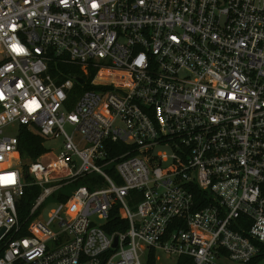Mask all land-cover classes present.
<instances>
[{
    "label": "built area",
    "instance_id": "obj_1",
    "mask_svg": "<svg viewBox=\"0 0 264 264\" xmlns=\"http://www.w3.org/2000/svg\"><path fill=\"white\" fill-rule=\"evenodd\" d=\"M0 94V264H264V0H0Z\"/></svg>",
    "mask_w": 264,
    "mask_h": 264
},
{
    "label": "trees",
    "instance_id": "obj_2",
    "mask_svg": "<svg viewBox=\"0 0 264 264\" xmlns=\"http://www.w3.org/2000/svg\"><path fill=\"white\" fill-rule=\"evenodd\" d=\"M65 70V74L72 72V65H67ZM70 98L72 99V92ZM17 137L18 150L22 156L33 159L38 157L46 150L43 139L37 134L28 131L23 126H19ZM82 181L86 182V180H81L80 182L82 183ZM38 192L39 189L37 187H32L30 190H26L25 194L20 198L17 204V210L19 218L21 220H23L27 216L29 209L34 201L35 195ZM124 228L125 222L119 219L115 212L109 216L108 221L104 225V229L107 232H112L117 229L123 230Z\"/></svg>",
    "mask_w": 264,
    "mask_h": 264
},
{
    "label": "rangeland",
    "instance_id": "obj_3",
    "mask_svg": "<svg viewBox=\"0 0 264 264\" xmlns=\"http://www.w3.org/2000/svg\"><path fill=\"white\" fill-rule=\"evenodd\" d=\"M16 125L14 124L13 126H7L3 129V133L6 134V135H10L13 133L14 129H16ZM65 130L67 132L70 131V128L66 125L65 126ZM59 145V140H45L44 141V146L48 149H51V154H56V150H57V146ZM48 157H46L47 159ZM9 159H12V160H16L18 159V154H15V153H12L10 156H9ZM110 178L112 179L113 182L115 183H118V179L117 177L115 176V174H112L110 175ZM74 187V185H72V188ZM163 262L165 264H174V262L172 260H163ZM229 264H237V263H232V262H229Z\"/></svg>",
    "mask_w": 264,
    "mask_h": 264
},
{
    "label": "clouds",
    "instance_id": "obj_4",
    "mask_svg": "<svg viewBox=\"0 0 264 264\" xmlns=\"http://www.w3.org/2000/svg\"><path fill=\"white\" fill-rule=\"evenodd\" d=\"M13 48L16 49V51H20V48H17L15 44L13 45ZM38 106L39 105L37 104L35 99L29 101L28 104L26 105V107H28L29 110L37 108ZM11 181H12L11 175L0 176V184H8L11 183Z\"/></svg>",
    "mask_w": 264,
    "mask_h": 264
},
{
    "label": "water",
    "instance_id": "obj_5",
    "mask_svg": "<svg viewBox=\"0 0 264 264\" xmlns=\"http://www.w3.org/2000/svg\"><path fill=\"white\" fill-rule=\"evenodd\" d=\"M78 80H79V81H82L81 78H78ZM28 161H29L28 159H25V160H24V163H28ZM2 232H3V229L0 231V234H1ZM115 241H116V239H115ZM101 264H103V262H102Z\"/></svg>",
    "mask_w": 264,
    "mask_h": 264
},
{
    "label": "snow or ice",
    "instance_id": "obj_6",
    "mask_svg": "<svg viewBox=\"0 0 264 264\" xmlns=\"http://www.w3.org/2000/svg\"><path fill=\"white\" fill-rule=\"evenodd\" d=\"M93 6H95V5H93ZM20 51L22 52L23 49H20ZM141 59H143V57H141ZM9 67H11V65H10ZM0 98H3V97H2V94H0Z\"/></svg>",
    "mask_w": 264,
    "mask_h": 264
}]
</instances>
